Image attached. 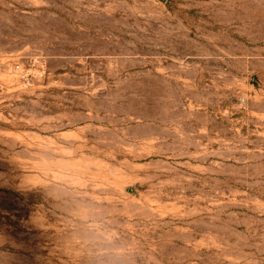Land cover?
Returning <instances> with one entry per match:
<instances>
[{
	"label": "rangeland",
	"instance_id": "374dc122",
	"mask_svg": "<svg viewBox=\"0 0 264 264\" xmlns=\"http://www.w3.org/2000/svg\"><path fill=\"white\" fill-rule=\"evenodd\" d=\"M0 264H264V0H0Z\"/></svg>",
	"mask_w": 264,
	"mask_h": 264
},
{
	"label": "clouds",
	"instance_id": "9594fccd",
	"mask_svg": "<svg viewBox=\"0 0 264 264\" xmlns=\"http://www.w3.org/2000/svg\"><path fill=\"white\" fill-rule=\"evenodd\" d=\"M6 243H8L7 238L0 236V248H3Z\"/></svg>",
	"mask_w": 264,
	"mask_h": 264
}]
</instances>
